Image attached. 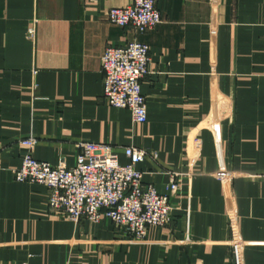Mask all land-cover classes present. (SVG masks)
<instances>
[{"label": "crops", "instance_id": "0c3cea01", "mask_svg": "<svg viewBox=\"0 0 264 264\" xmlns=\"http://www.w3.org/2000/svg\"><path fill=\"white\" fill-rule=\"evenodd\" d=\"M131 1L0 0V264H264V0H158L144 33L106 17ZM133 38L150 49L143 124L103 98L101 54ZM29 136L53 166L86 141L123 164L146 150L144 183L169 193L179 174L171 222L136 240L49 211L47 187L13 179Z\"/></svg>", "mask_w": 264, "mask_h": 264}, {"label": "built area", "instance_id": "2783aa9c", "mask_svg": "<svg viewBox=\"0 0 264 264\" xmlns=\"http://www.w3.org/2000/svg\"><path fill=\"white\" fill-rule=\"evenodd\" d=\"M157 1L132 0L126 6L109 8L106 17L111 24L144 33L162 21ZM28 34L33 36V27ZM150 62L149 46L136 38L122 45H108L100 56L104 100L109 106L129 110L136 124L145 123L147 118L141 82L149 73ZM21 143L25 151L13 179L47 187L49 211L62 213L74 223L81 219L97 223L105 217L136 240L144 239L150 227H164L171 222L169 199L179 187V174L170 175L169 193H159L154 185L144 183L137 165L149 155L146 150L123 147L128 159L123 164L111 145L81 142L75 163L66 167L38 160L33 154L34 137Z\"/></svg>", "mask_w": 264, "mask_h": 264}]
</instances>
